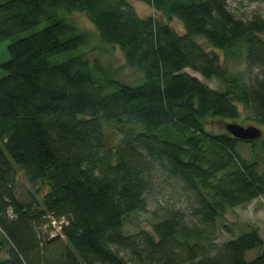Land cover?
Instances as JSON below:
<instances>
[{"label": "trees", "instance_id": "1", "mask_svg": "<svg viewBox=\"0 0 264 264\" xmlns=\"http://www.w3.org/2000/svg\"><path fill=\"white\" fill-rule=\"evenodd\" d=\"M135 1L153 16L129 0H0V43L46 23L13 40L0 64V264H264L255 228L216 243L226 213L264 196V174L237 154L244 142L214 131L238 121L239 105L264 127V18L243 20L225 0ZM74 14L119 49L139 84L95 77L92 37ZM232 50L258 72L248 84L214 52ZM18 171L45 183L40 204L17 197ZM155 172L187 209L162 208L149 231L127 234V220L147 212ZM52 220L64 221L60 237H49Z\"/></svg>", "mask_w": 264, "mask_h": 264}, {"label": "rangeland", "instance_id": "2", "mask_svg": "<svg viewBox=\"0 0 264 264\" xmlns=\"http://www.w3.org/2000/svg\"><path fill=\"white\" fill-rule=\"evenodd\" d=\"M228 10L235 16L243 19L250 20L252 17L264 18V3H247L246 0H225ZM136 14L141 17L153 16V11L146 5L137 2L135 0H129ZM72 19L79 26L80 29L91 34V42L88 50L89 62L97 61V68L93 74L95 77L102 79L103 76L115 77L116 80L131 85H137L139 76L124 67V60L121 52L117 47L101 44L95 34L94 28L88 23L85 17L81 14H74ZM46 23H40L34 28L19 34L14 39H8L0 43V64L5 63L9 60L7 47L13 40L20 39L30 35L31 33L37 32L42 29ZM171 27L179 34L183 33L181 24L173 20L170 23ZM220 60V64L226 68L228 74L233 77L240 79V83L248 84L257 75V70L251 72L247 70L244 62V53L232 50L228 56H225L220 51H214ZM189 75L196 77L200 82L205 84L212 90L223 91L225 89L224 83L216 80H204L201 76L193 73L190 70H185ZM5 73L0 69V78ZM136 83V84H134ZM111 91V90H108ZM113 91V90H112ZM240 111V117L236 122H226L215 125L214 131H224L226 124H238L243 127L254 126L261 130L262 137L256 141L255 147L253 148L249 143H238L237 154L244 159L246 162H251L256 159L259 167L258 171L264 174V127H259L251 121V116L245 111L240 105L238 106ZM17 183H16V194L17 197L27 202L30 196L34 198L38 204L41 203V198L48 192V188L45 183L40 182L35 185L27 183L23 174L17 172ZM148 207L147 212L132 215L127 222L124 224L125 233H134L139 229L150 230V223H155L162 212L160 209L174 207L176 209H182L186 211L188 203L186 199L181 195L179 187L172 181H168L165 176L159 172H155L152 178V189L146 195ZM216 236L217 244L226 242L231 237H235L249 229L255 228L258 230L262 240H264V196H261L251 203L243 207H237L232 211L225 214L223 220L217 222ZM51 227V226H50ZM52 228L46 230L51 231ZM4 251L0 254L1 259H5L6 246ZM256 251L249 252L246 254V260L251 261L256 255ZM122 255H125L122 253Z\"/></svg>", "mask_w": 264, "mask_h": 264}, {"label": "water", "instance_id": "3", "mask_svg": "<svg viewBox=\"0 0 264 264\" xmlns=\"http://www.w3.org/2000/svg\"><path fill=\"white\" fill-rule=\"evenodd\" d=\"M225 130L232 139L244 143H253L262 137L261 130L254 126L243 127L232 123L226 124Z\"/></svg>", "mask_w": 264, "mask_h": 264}, {"label": "built area", "instance_id": "4", "mask_svg": "<svg viewBox=\"0 0 264 264\" xmlns=\"http://www.w3.org/2000/svg\"><path fill=\"white\" fill-rule=\"evenodd\" d=\"M64 223V221L60 220V221H55L52 220L50 222L51 225V231L49 232V237L50 238H54V237H60V226Z\"/></svg>", "mask_w": 264, "mask_h": 264}]
</instances>
